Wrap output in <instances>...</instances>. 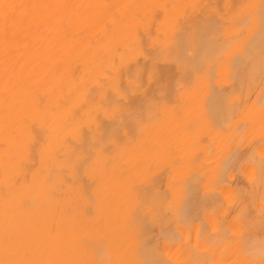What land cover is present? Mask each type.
<instances>
[{
    "label": "bare ground",
    "instance_id": "bare-ground-1",
    "mask_svg": "<svg viewBox=\"0 0 264 264\" xmlns=\"http://www.w3.org/2000/svg\"><path fill=\"white\" fill-rule=\"evenodd\" d=\"M0 264H264V0H0Z\"/></svg>",
    "mask_w": 264,
    "mask_h": 264
}]
</instances>
